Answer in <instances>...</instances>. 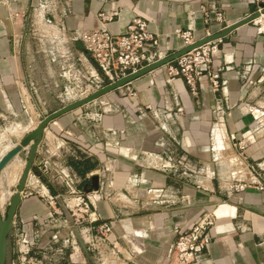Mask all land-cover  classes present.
I'll list each match as a JSON object with an SVG mask.
<instances>
[{
	"label": "crops",
	"instance_id": "0c3cea01",
	"mask_svg": "<svg viewBox=\"0 0 264 264\" xmlns=\"http://www.w3.org/2000/svg\"><path fill=\"white\" fill-rule=\"evenodd\" d=\"M38 4L0 0V112L10 117L13 129H23L2 156L46 117L73 103L58 102L67 88L63 63L96 67L79 42L59 48L61 57L44 53L49 46ZM203 8L223 13L226 24H206ZM252 8V0H56L55 13L47 17L84 31L101 26V13L117 11L120 17L108 24L115 35L144 19L170 57L183 50L179 31L194 30L200 42L245 21ZM220 49L213 65L221 76L217 91L206 77L193 93L162 67L49 124L12 236L37 218L42 225L34 221L29 227L42 230L40 256L56 254L60 264H74L67 244L51 241L53 231L65 238L68 225L42 223L45 195L57 199L60 220L70 216L71 180L91 208L79 231L94 264H166L177 231L204 214L213 225L200 264H264V33L241 26L221 39ZM28 156L29 148L2 172L0 189L7 194L0 201L8 203L17 190ZM168 157L176 169L164 171ZM104 225L110 233H103Z\"/></svg>",
	"mask_w": 264,
	"mask_h": 264
},
{
	"label": "built area",
	"instance_id": "2783aa9c",
	"mask_svg": "<svg viewBox=\"0 0 264 264\" xmlns=\"http://www.w3.org/2000/svg\"><path fill=\"white\" fill-rule=\"evenodd\" d=\"M109 1L117 3L118 0ZM252 4L255 7L254 13H258L260 16L250 24L259 34H263L264 0H252ZM55 7L56 0H39L36 9L37 19L40 18L41 22L42 17V25L46 27V30L43 31L45 39L55 45L57 49L67 45L69 41L81 43L85 51L94 60L98 71L96 69H82L65 63L62 69L67 74L66 79L69 84L65 91L68 96L69 90L72 88L81 91L82 96L85 95L86 98L109 84L116 83L145 67L168 58L160 49L158 39L150 32L149 23L144 19H134L125 32L115 35L109 31L108 24L114 18L120 17V13L117 11L110 14L101 13L99 15L101 26L99 28L78 31L77 29H67L64 23L57 24L47 17V15L50 16L55 13ZM202 12L206 24H210L212 21H216L221 26L226 24L223 13L215 10L209 11L206 8H203ZM178 35L183 42V50L199 42L196 39L195 31L192 29L179 31ZM209 37L212 36L208 34L207 38ZM220 43L221 40H215L203 44L164 66L168 78L183 79L191 91L196 93L202 80L209 77L214 91H217L222 85L220 83L221 76L220 70L216 71L213 65L217 59L221 58ZM260 72V82H263L264 68ZM179 165L185 166L183 163ZM162 169L164 171L173 170L176 169V165L168 157L162 165ZM73 185V181L70 180V197L66 204L70 216L64 221L57 217V199L45 195L47 198V215L42 220L44 227L59 226L65 223L70 231H67L68 234L65 238H62L58 232H51V241L53 242L63 240L64 243L68 244L71 237L76 239L74 230L84 228L85 223L88 222L91 212L90 205L83 198L82 192ZM34 221L38 222L36 225H42L41 221L36 218L30 221L29 225L24 224L22 228L18 229L14 237V245L20 263L41 264L33 255L37 250V242L42 232L40 228L30 229L29 226L34 224ZM212 225V217L209 214H204L187 230L177 231L176 240L167 252L166 264H200L204 260L205 251L211 242L209 230ZM110 232L111 227L104 225L103 233L108 234ZM76 244L77 242L72 243L73 246Z\"/></svg>",
	"mask_w": 264,
	"mask_h": 264
},
{
	"label": "water",
	"instance_id": "95a60500",
	"mask_svg": "<svg viewBox=\"0 0 264 264\" xmlns=\"http://www.w3.org/2000/svg\"><path fill=\"white\" fill-rule=\"evenodd\" d=\"M255 7L253 6L251 10V16L246 19L245 21L238 23L232 27H228L223 33L219 35H215L212 37H209L203 41H200L196 43L195 45L186 48L182 50L181 52L172 55L162 61H159L153 65H150L148 67H145L138 71L137 73H133L119 81L113 84H109L99 91L93 93L92 95L81 99L79 101H76L74 103H71L67 105L66 107L60 109L59 111L49 115L46 117L41 123L38 125V127L29 135L24 137L18 145L13 147L10 151H8L1 159H0V176L2 175V172L7 168V166L18 156H24V150L29 148V156L26 160L24 170L22 172V175L19 180V184L17 187V190L15 193L9 198V203L6 206V211L4 213L0 211V264H8L9 263V254H10V248H11V236L14 231V221L16 214L18 212L19 207L22 205V194L25 190L26 183L28 181V178L32 172L35 157L37 150L42 142L44 131L48 127L49 124H51L53 121H55L57 118L68 114L72 111H75L77 109H80L81 107L94 102L101 97L114 92L133 81L143 77L144 75L151 73L159 68H162L174 61H176L178 58L183 56L184 54L192 51L193 49L206 44L208 42H212L215 40H221L225 36H227L229 33L234 31L235 29L250 24L252 21L257 19L260 15L258 13H254ZM6 214V215H5ZM74 235L76 240L78 241L80 247L84 251L86 258L88 259L90 264H93L92 257L89 253V250L79 232V230H74Z\"/></svg>",
	"mask_w": 264,
	"mask_h": 264
},
{
	"label": "rangeland",
	"instance_id": "374dc122",
	"mask_svg": "<svg viewBox=\"0 0 264 264\" xmlns=\"http://www.w3.org/2000/svg\"><path fill=\"white\" fill-rule=\"evenodd\" d=\"M44 45H46V44H44ZM47 45L49 47H47V48L45 47L44 53L47 52L51 56L53 55L52 53H57L58 49L55 47V45L51 44L49 41L47 42ZM66 46L67 45H64L62 48L64 49ZM62 50H60V52L57 53V54H59V56L61 55L60 53H61ZM64 64L65 63H63V65L60 66L61 67L60 69L62 70V75H63L62 79L64 80V82L68 86L69 83L67 82V79H66L67 78V76H66L67 74H65V70L62 69L64 67ZM95 69L97 71V67H95ZM69 93L70 94L68 96L67 92L65 90H63V98H61V97L58 98V102L61 103V101L64 100L63 102H66V103L68 101H70V102L72 101L74 103V102L77 101V100L73 101V100H75L74 98H76V96L81 97V99L85 98V95L82 96L81 91H77V90H74L72 88H71V90H69ZM12 127H13L12 126V120L10 119V117L7 114H3V113L0 112V157L2 156V154H1L2 151L7 146L6 144L8 143V141L11 138H13L14 136H20L21 134H23L22 133V130H23L22 127L21 128L20 127H16L15 129H13ZM14 186L15 185H13V188H14ZM6 194H7L6 189H3V188L0 189V198L3 197V196H6ZM1 203L5 204V199H4V201L1 200L0 204ZM2 209L3 208H1V210ZM4 209L3 210L6 211V208H4ZM4 211H2V212L4 213ZM58 232H60V231H58ZM80 234H81V232H80ZM82 238H83V236H82ZM11 242L12 243H11V248H10L9 263L8 264H26V263H20V261L18 259L17 249H16V247L14 245V237L13 236H11ZM73 242H77V244L73 246L72 245ZM84 242H85V239H84ZM85 244H86V242H85ZM86 246H87V244H86ZM67 247H68L67 249L70 252L71 259L74 261V264H80V263H78V261L82 262V264H90L88 259L86 258V255H85L84 251L82 250V248L80 247V245H79V243H78V241L76 239L71 237V241H69V243L67 244ZM87 248H88V246H87ZM89 253H90V251H89ZM54 255H56V254H53V255L47 254V255H45L46 258H44V257L40 256L38 251H36L34 253V257L37 258L36 259L37 262L40 261L41 264H60V263H62V260L58 259L59 257H54ZM90 255H91V253H90ZM69 260L70 259H68V261ZM92 261H93V259H92ZM75 262H77V263H75ZM93 264H94V261H93Z\"/></svg>",
	"mask_w": 264,
	"mask_h": 264
},
{
	"label": "bare ground",
	"instance_id": "6f19581e",
	"mask_svg": "<svg viewBox=\"0 0 264 264\" xmlns=\"http://www.w3.org/2000/svg\"><path fill=\"white\" fill-rule=\"evenodd\" d=\"M218 138H219V137H218ZM2 157H3V156H2ZM6 203H7V202H5V204H4V203H1V204H0V207L3 208V209L6 208V206H7L8 203H9V199H8V203H7V204H6ZM1 208H0V211H4V210H5V209H4V210H3V209L1 210Z\"/></svg>",
	"mask_w": 264,
	"mask_h": 264
}]
</instances>
